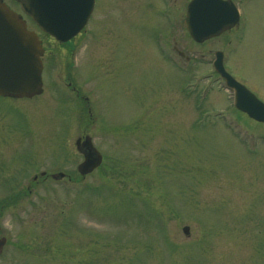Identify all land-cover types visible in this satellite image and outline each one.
Here are the masks:
<instances>
[{
	"label": "rangeland",
	"instance_id": "1",
	"mask_svg": "<svg viewBox=\"0 0 264 264\" xmlns=\"http://www.w3.org/2000/svg\"><path fill=\"white\" fill-rule=\"evenodd\" d=\"M187 1L95 0L69 43L28 21L43 92L0 96V264H264V123L233 108L211 65L223 51L264 101V0L245 1L244 31L203 44L186 35ZM169 20L188 64L159 55ZM83 135L102 162L81 176Z\"/></svg>",
	"mask_w": 264,
	"mask_h": 264
},
{
	"label": "water",
	"instance_id": "2",
	"mask_svg": "<svg viewBox=\"0 0 264 264\" xmlns=\"http://www.w3.org/2000/svg\"><path fill=\"white\" fill-rule=\"evenodd\" d=\"M23 13L29 16L44 33L59 42L75 36L87 23L94 0H18ZM222 0H191L187 5L185 25L190 36L197 42L214 37L235 20ZM41 41L33 31L27 30L20 14H15L0 0V95L30 96L41 91L42 54ZM224 78L226 86L233 89L234 106L250 118L264 122V103L223 68L222 53L216 52L213 63ZM76 149L83 155L77 166L84 176L102 162L101 153L92 139L85 135L75 141ZM60 173L57 177H62ZM182 231L189 234V227ZM3 241L0 240V248Z\"/></svg>",
	"mask_w": 264,
	"mask_h": 264
},
{
	"label": "flooded vegetation",
	"instance_id": "3",
	"mask_svg": "<svg viewBox=\"0 0 264 264\" xmlns=\"http://www.w3.org/2000/svg\"><path fill=\"white\" fill-rule=\"evenodd\" d=\"M189 1V0H188ZM187 1V3H188ZM224 2H228L229 6H228V9H230L231 11V14L233 16H236L235 20H234V24L233 26L229 27V28H226L224 29L223 31H221V33L215 37H212V38H209V39H206L200 43H197V42H194L190 36L188 35V33L186 32V35L189 37V39L194 43V44H203L205 43L206 41L208 40H211V39H215V38H219L221 37L224 33L228 32H232V31H236L237 32H240L241 31H244L245 29V26H246V20H245V14H247V12L245 11V8H244V3L246 0H223ZM186 3V5H187ZM186 5H185V8H186ZM243 7V8H242ZM168 25L170 27V32L171 34L170 35H167L168 39L164 42V44L166 45V53H162V51L160 50V47H161V42H158V39H161V34H162V31H158V33L156 34V37H155V44H156V47L159 49L158 51H160V56L163 57L164 60H169V63L170 64H173V65H177L179 63L178 60H180L181 62H184L185 64H188L191 60H193V55L191 54H187L185 53L184 51L182 50H179L178 49V43L176 41V37L173 35V29L175 28V26H172L171 25V21L169 20L168 22ZM260 39L261 41L264 43V27H263V30H262V33H261V36H260ZM44 48V52H43V55L45 54V47L43 46ZM216 51V50H215ZM223 52V51H222ZM165 56V57H164ZM223 63H224V53H223ZM226 69V68H225ZM227 70V69H226ZM228 71V70H227ZM231 74V73H230ZM236 80H238L239 82H241L242 84H244L245 86H247L245 83H243L239 78L235 77L233 74H231ZM219 76V75H218ZM220 81H223L221 79V77H218ZM248 87V86H247ZM249 88V87H248ZM250 89V88H249ZM252 92H254L252 89H250ZM255 93V92H254ZM256 94V93H255ZM41 94L39 95H35V96H27V97H17V96H8V97H5V98H8V99H14L15 101H18L20 99H24V100H29V99H33L37 96H40ZM257 95V94H256ZM258 96V95H257ZM260 98V97H259ZM25 110V109H23ZM23 112V111H22ZM25 114V113H24ZM26 115V114H25ZM42 175H44L45 173H40ZM33 178L35 179L36 178V175L33 176ZM0 240L3 241V244H2V247L0 248V255H1V251L7 241V239L4 237V236H0Z\"/></svg>",
	"mask_w": 264,
	"mask_h": 264
}]
</instances>
